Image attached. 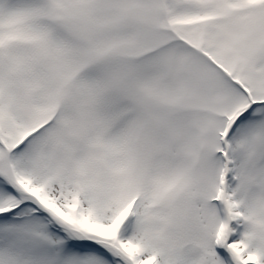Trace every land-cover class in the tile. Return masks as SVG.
Instances as JSON below:
<instances>
[{
	"label": "snow or ice",
	"instance_id": "6c2138e0",
	"mask_svg": "<svg viewBox=\"0 0 264 264\" xmlns=\"http://www.w3.org/2000/svg\"><path fill=\"white\" fill-rule=\"evenodd\" d=\"M0 264H264V0H0Z\"/></svg>",
	"mask_w": 264,
	"mask_h": 264
}]
</instances>
